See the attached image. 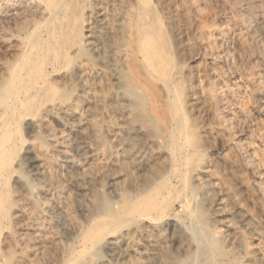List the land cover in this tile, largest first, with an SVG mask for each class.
I'll use <instances>...</instances> for the list:
<instances>
[{
  "label": "rangeland",
  "instance_id": "obj_1",
  "mask_svg": "<svg viewBox=\"0 0 264 264\" xmlns=\"http://www.w3.org/2000/svg\"><path fill=\"white\" fill-rule=\"evenodd\" d=\"M236 1L151 0L156 14L159 13L157 17L160 26L167 36L168 43L172 45L169 44L170 52L173 53L172 60L178 61L179 64L173 62L180 66L179 87L177 86L176 90H179L178 99L182 111L180 118L183 121V128L172 125L171 130L174 131L176 140L173 142L169 133L162 128H155L151 134L154 138L152 146L153 149L160 146L166 153H170L173 162L175 159L172 152L180 150L186 155V159L188 158L186 165L176 162L174 167H166L163 165L164 159L161 158L154 166V170L160 171L159 177H151L150 173L143 171L132 158L134 149L144 147V135H139L141 139L137 136V140L134 139L130 144L134 151L129 153V158V154L122 149V140L128 135L124 132L126 135H119L120 140H117L118 137L115 139L114 133L119 132L117 127L121 120L116 107L117 101L112 96L116 87L109 77L107 79L110 82L106 79L101 85H97L98 87L90 80L89 84L94 93L92 104H79L78 113L84 112V119L90 120L86 129H74L66 138H61L66 125L75 123V117L61 112L51 114L42 104H39L35 118L25 116L21 121L22 126L13 125L10 128L11 136L18 139L20 137L24 143L18 151L21 158L29 157L24 156V152L31 144L44 145L47 155L54 156L61 163L62 167L55 181L59 185L64 183L61 185L62 198H68L64 202L69 204L71 217L73 221L78 222H74L78 229L75 231L74 227V235L71 236H65L58 229V232L55 230L57 233L53 230L58 241H61L58 244L66 249L57 264H66L69 251L74 250L76 253L83 250V237L96 224H103L106 230L97 243L89 245L90 248L85 251L78 264H126L132 259L133 264H147L148 261L150 264H172L170 261L173 258L178 259V264H184L185 262L181 261L184 256L180 255L182 253L179 249L180 239H185L195 227L201 231L203 237L214 234L222 239L223 247H227V255L222 263L264 264V34L256 31L254 21V17L260 16L264 23V0H249L255 10L248 11L237 6ZM162 4L172 5L168 14L163 10ZM5 9L0 2V69L6 64L10 65L11 56L10 20ZM168 17L172 19L170 22ZM70 68L63 81L66 84H60L58 90L55 88L57 96L69 92L71 88L72 96H79L82 92L75 78L77 72L71 66ZM33 122H37V126L40 124L36 130L32 128ZM44 141L46 142L43 143ZM119 151H122L121 154ZM43 163L46 165L49 162ZM27 165L21 166L20 170L25 171L29 168ZM46 166L49 170V164ZM162 167H165L164 170H160ZM198 174L202 182L201 187L208 192L210 190V197L215 201L221 199L209 207L210 209L203 207L206 214L210 213L206 215L210 221H207L205 228L192 221L186 215L179 199H176L188 193L200 197V186L196 185L193 178ZM205 182H208L207 185ZM124 200L126 201L123 202ZM126 202L128 209H124ZM52 203L56 204L50 200L45 201L46 206ZM143 204L154 206L158 212L145 213ZM117 205H120V209L122 207L124 213L129 214V223L116 225L126 217L125 214H117L114 211ZM152 226H156L157 231L153 232L152 238L156 239V236L160 235L163 241L158 243L157 255L152 256L150 260L151 258L147 259L136 253L141 250L142 235L149 232ZM215 231H219V234H215ZM113 242H116V248L112 246ZM168 256L172 260L167 259Z\"/></svg>",
  "mask_w": 264,
  "mask_h": 264
},
{
  "label": "bare ground",
  "instance_id": "obj_2",
  "mask_svg": "<svg viewBox=\"0 0 264 264\" xmlns=\"http://www.w3.org/2000/svg\"><path fill=\"white\" fill-rule=\"evenodd\" d=\"M0 2L6 8L8 20H10L11 54L10 63L7 60L10 65L6 64L0 69V264H57L66 249L58 244L61 241H58L53 230L58 229L65 236L74 235V222H76L71 217L69 204L64 202L67 197L62 198L63 189L61 185L64 183L59 185L55 181L56 177L59 176L61 163L54 156L47 155V149L44 145L32 146L31 144L28 148L24 145L26 147L24 156L29 157L21 158L18 151L24 143L20 137L18 139L13 135L11 136L10 128L13 125L22 126V118L25 116L34 117L37 114L39 104H42L44 109L51 114L61 112L69 117H75V123L66 125V130H63L61 138H66L68 133L74 129L76 131L77 129L82 130L86 125H89L88 121L90 120L84 119L85 115L82 116L84 112L78 113L80 112L78 107L81 103L89 102L90 105L94 99L93 89L91 90L89 84L90 80H93L98 87L97 85H101L109 77L112 82L114 81V87H116L112 96L117 101L116 107L119 120H121L117 127L119 132H113L115 139L118 137L117 140H120L119 135L121 136L125 132L128 136L122 140L124 152L129 154L135 150L132 158L140 168L150 173L151 177H159L160 171L154 170V166L158 161H161V158L164 159L163 165L166 167H174L176 162H182V165H186L187 162L185 163V161L188 159L183 152L175 150L172 152L175 159L173 162L171 154L166 153L160 146L153 149L154 138L151 135L155 128H162L169 133L170 140L173 142L176 140H174V131L171 130L172 125L176 124L177 127L183 128V121L180 118L182 111L178 99L179 90H176L179 87L178 79L181 70L180 66L174 63H178V61L172 60L171 44L168 43L167 36L160 26L157 17L159 13L156 14L151 0H0ZM236 2H238L237 6L245 9L244 11L255 10L254 5L249 0H237ZM256 3L259 4L260 2ZM163 4L161 6L168 14L172 5ZM85 13H87L86 16ZM245 14L243 16H246ZM259 17H254L256 31L259 30L261 34H264V23L261 20L262 17ZM167 20L170 22L172 19L168 17ZM248 20L251 21L250 18ZM262 38L264 39V37ZM70 66L77 72L75 78L80 84L82 92L80 95L78 94L79 96H76L77 94L72 96L71 88L69 92L57 96L55 90H58V86L61 87L60 84H66L63 81L67 77ZM102 88L104 89V87ZM95 90L97 91V89ZM190 101L189 103H191ZM37 122L36 124L33 122V130L40 126V124L37 126ZM108 128L111 127L108 126ZM139 135L145 136L146 143L144 147L140 149L135 147L136 149L132 150L134 147L130 144L134 139L137 140ZM117 146L119 145L117 144ZM46 161L49 162V170L46 168L48 164L43 163ZM150 161L154 163L152 164ZM34 163L37 164L34 165ZM23 165H27L28 170L26 167L25 171L20 170ZM164 168L162 167L160 170H164ZM199 175H195L193 178L196 185L200 186V197L197 198L198 195L188 193L176 199H179L180 204L186 210V215L202 228H205L209 219L206 215L210 213L206 214L203 207H212L218 203L220 198L215 201L210 197V190L208 192L201 187L202 182H200ZM202 178L204 179V177ZM205 183L207 185L208 182ZM47 200L56 204L52 203L46 206L45 201ZM116 207L117 211L115 209L114 211L117 214H125L126 216L123 220H118L119 223L116 225H124L130 220L129 214L124 213L122 207L120 209V205ZM124 209H128L127 202ZM144 211L148 213L156 211V208L145 204ZM225 219L223 218V220ZM226 225L225 223L224 226ZM195 228L194 230L190 229L191 231L185 239L182 240L179 237V239L181 238L179 249L182 253L180 255L184 256V260L181 259V261L185 262L184 264H224L222 261L227 255L225 250L227 247L226 245L225 248L223 247L222 239L214 234L208 235L207 238L203 237L201 231ZM76 229H78L77 226L74 230L77 231ZM150 229L149 232L147 231L142 235L141 250L136 254L152 260V256L157 255L158 243H161L163 239L160 235L153 239V232H157L156 226H152ZM105 230L103 224H96L92 230L84 235L83 250L76 253L73 252L74 250L68 252L70 255H66L68 257L66 264H78L80 259L84 257L85 251L90 248L89 245L97 243L96 241ZM61 233L59 232V234ZM215 234H219V231H215ZM66 244L67 241L65 246ZM112 246L116 248V242H113ZM228 258L231 260L230 257ZM167 259L171 258L168 256ZM132 261H127L126 264H133ZM170 263L178 264V259L173 258Z\"/></svg>",
  "mask_w": 264,
  "mask_h": 264
}]
</instances>
